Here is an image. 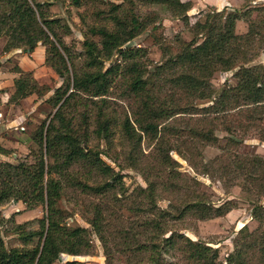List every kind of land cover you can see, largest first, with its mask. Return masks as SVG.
I'll return each instance as SVG.
<instances>
[{
	"label": "trees",
	"instance_id": "trees-1",
	"mask_svg": "<svg viewBox=\"0 0 264 264\" xmlns=\"http://www.w3.org/2000/svg\"><path fill=\"white\" fill-rule=\"evenodd\" d=\"M72 1L77 6L84 3ZM147 3L161 4L189 25V0H145ZM47 5L38 0H0V36L6 39L3 51L32 53L38 48L46 56L45 63L64 79L47 100L56 111L29 137L21 136V142L32 141L35 148L17 162H0V205L15 200L28 209L47 208L46 216L39 219V229L27 230L29 222L15 225L22 247L7 248L0 229V264H54L63 253H92L90 231L68 225L59 205L64 196L78 191L90 199L89 222L109 264L114 251L121 252L127 264H264V204H260L264 155L239 151L252 129L264 140V65L248 66L241 60L259 31L237 34L236 22L242 18L238 11L207 14L204 21L191 24L194 36L190 41L179 37V49L154 64L146 48L129 44L149 22L134 13L119 14L121 5L113 3L106 13L101 10L105 23L90 27L93 37L84 41V64L78 68L57 31L60 20L48 16ZM117 54L120 62L113 61ZM232 70L237 82L226 81L217 91L214 75ZM16 72L19 76L14 78L10 102L32 94L43 96L49 90L40 86L32 71L18 66ZM119 102L126 107L120 118L116 114ZM113 122L122 127L130 148V166L138 168L132 159L138 160V152L143 153L144 139L150 148L145 153L147 186H139L127 196L123 174L102 156L121 167L118 158L91 146L93 137L112 143ZM217 131L226 133L225 146ZM197 140L218 145L229 158V162L205 165L206 174L219 169L220 179L227 175L243 179V189L256 195L251 215L259 226L251 230L245 225L238 231L226 261H221L219 247L193 240L172 224L189 216L196 220L223 217L237 207L234 200L214 204L201 190L199 180L179 170L181 165L172 151L190 155L189 162L200 170L191 157ZM0 153L12 155L13 151L0 145ZM160 190L192 198L181 196L162 208ZM171 251L178 258H165Z\"/></svg>",
	"mask_w": 264,
	"mask_h": 264
},
{
	"label": "rangeland",
	"instance_id": "rangeland-1",
	"mask_svg": "<svg viewBox=\"0 0 264 264\" xmlns=\"http://www.w3.org/2000/svg\"><path fill=\"white\" fill-rule=\"evenodd\" d=\"M48 3L45 6L50 18H58L61 27L57 28L59 34L63 37L72 57L75 60L76 66L80 68L84 64L85 45L84 41L87 37H93L90 32L91 26L101 25L105 23L104 14L109 11L112 4H119L121 8L119 14L126 15L134 13L139 19L145 22V18L149 25L144 28L129 44L132 47H142L148 50L150 60L154 64L163 62L169 53L175 52L180 47L179 37L186 41H190L194 34L191 31V24L197 20L204 21L207 14L223 11L239 12L242 18L236 22V33L246 34L249 30H257L254 40L247 47V55L242 56L241 60L250 66L254 64L264 65V0H189L192 3V8L187 12L189 25L185 18L175 16L174 12L161 4H145V0H83L81 6L73 4L72 0H38ZM104 10L105 13H102ZM113 24L109 23V26ZM254 26V27H253ZM97 36L94 37L97 40ZM6 39L0 36V68L13 76H19L16 72L20 66L25 71H32L41 87L47 86L49 90L43 96L32 94L24 99L9 101L10 96L15 92L14 79L11 82L12 87H8V96L0 98V122L6 124L8 120L12 121L18 118H25L23 123L18 125V131L23 135V138L30 136L31 132L36 129V126L44 120L48 114H53L56 109L47 100L53 96L55 90L62 86L64 79L60 77L54 69L45 63V54L36 49V52H25L24 49H14L9 52H4L3 48ZM41 45V43H39ZM6 58H8L6 60ZM29 59L39 67L35 70L27 69L26 62ZM121 57L117 54L113 57V61L119 60ZM120 62V60H119ZM110 65V61L106 62ZM71 72L74 67L69 65ZM5 68V69H4ZM235 71H220L213 77V84L216 90H220L225 82L235 84L237 82L234 76ZM10 74V73H9ZM4 78L9 76L3 75ZM14 77V78H15ZM3 89V88H2ZM10 95V96H9ZM117 106V117H123L126 110L122 102ZM24 126L25 130L21 127ZM93 129V126L91 127ZM4 130L0 124V133ZM16 132V131H14ZM216 134L221 138V144L225 146L227 141L226 133L217 131ZM17 135V134H16ZM14 136V135H13ZM196 152L191 155L193 162L200 170L197 171L189 162V156H180L176 151H172V156L180 163V168L184 174L195 177L201 182V190L206 192L207 198L214 204L219 205L227 200H234L237 207L223 217H217L207 220H196L194 216H189L178 223H172L174 227L183 232L193 240H200L208 245L220 249L221 261H226L229 252L234 249V239L238 231L245 225H248L251 230L259 226V222L252 217V208L256 198L253 192L243 189L244 180H234L232 176H226L224 179L219 178V169H215L211 174L204 172V166L212 164L218 165L221 162H229V158L224 155L226 152L218 145H204L200 141H196ZM91 146L99 147L101 150L108 152L111 158H118L121 167L117 166L114 161L103 155V159L111 164L117 171L123 174V189L127 196L139 186L146 187L145 182V153L150 148L146 147L145 139L143 141V153L138 152V160L133 157L132 162L137 163V167L130 166L127 155L130 148L127 145L126 138L123 136L122 127L119 123L113 122L112 127V143L107 145L105 141H101L96 137L91 140ZM35 148L32 141L23 142L21 144H12L8 148L12 150L14 155H8L9 158L1 161L17 162L23 159L29 152ZM240 153L247 155L260 154L264 155V140L261 139L257 130L248 132L244 143L239 148ZM1 154V153H0ZM224 155V156H223ZM1 156V155H0ZM223 158V159H222ZM82 172V170L80 171ZM161 197L158 201L159 206L167 208L170 201L174 199L180 200L183 196L192 198L190 195L179 194L177 196L160 190ZM121 197L122 195L119 194ZM89 198L80 192L70 193L68 196L59 201V205L65 211L67 216V224L70 226H81L90 231L94 249L92 253L86 255H70L63 253L60 259L54 264H67L69 261H76V264H109L104 248L98 236L94 233L93 227L89 222L91 212L88 211ZM260 204H264V195ZM145 209V207H144ZM144 211V210H143ZM142 211V212H143ZM47 214V208L44 205L37 206L34 209H28L22 201L11 200L0 205V229L4 237L7 248L22 247L24 244L19 239L18 233H15L16 224L26 225L27 230H36L40 228V221ZM90 217V218H89ZM116 223H119L117 220ZM31 247V245H30ZM115 256L111 264H127V258L121 255V252L114 251ZM165 258L172 260L177 257V253L171 251L165 255ZM133 264H136L133 262ZM146 264V263H143Z\"/></svg>",
	"mask_w": 264,
	"mask_h": 264
},
{
	"label": "crops",
	"instance_id": "crops-1",
	"mask_svg": "<svg viewBox=\"0 0 264 264\" xmlns=\"http://www.w3.org/2000/svg\"><path fill=\"white\" fill-rule=\"evenodd\" d=\"M8 58H6L7 60ZM27 64V69L29 70H35V67H39L40 64H36L34 61L29 59V62H26ZM5 69V68H4ZM10 73V74H9ZM5 72L2 68H0V98H4L8 96V87H12L11 86V82L13 81L14 77L11 72ZM8 74L9 76H6V78H4L3 75ZM3 88V89H2ZM10 96V95H9ZM25 118H21V116L19 115L17 119L15 120H8L6 124H3L2 122H0V124L2 125V129L4 130L3 134L0 133V145H2L4 148H9L10 145L15 144H21L23 142L20 141L22 134L18 131V125L22 124ZM18 122V125L17 122ZM16 131V132H14ZM17 134V135H16ZM14 135V136H13ZM23 138V137H22ZM14 155V153H12ZM0 158L2 159H7L9 158L8 155L5 154H0Z\"/></svg>",
	"mask_w": 264,
	"mask_h": 264
},
{
	"label": "built area",
	"instance_id": "built-area-1",
	"mask_svg": "<svg viewBox=\"0 0 264 264\" xmlns=\"http://www.w3.org/2000/svg\"><path fill=\"white\" fill-rule=\"evenodd\" d=\"M21 129H25V127H21Z\"/></svg>",
	"mask_w": 264,
	"mask_h": 264
},
{
	"label": "water",
	"instance_id": "water-1",
	"mask_svg": "<svg viewBox=\"0 0 264 264\" xmlns=\"http://www.w3.org/2000/svg\"><path fill=\"white\" fill-rule=\"evenodd\" d=\"M25 52H27V50H24Z\"/></svg>",
	"mask_w": 264,
	"mask_h": 264
},
{
	"label": "clouds",
	"instance_id": "clouds-1",
	"mask_svg": "<svg viewBox=\"0 0 264 264\" xmlns=\"http://www.w3.org/2000/svg\"><path fill=\"white\" fill-rule=\"evenodd\" d=\"M22 127H24V126H22Z\"/></svg>",
	"mask_w": 264,
	"mask_h": 264
}]
</instances>
